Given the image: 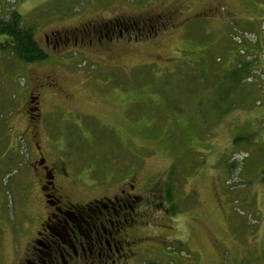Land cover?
<instances>
[{
  "label": "rangeland",
  "instance_id": "374dc122",
  "mask_svg": "<svg viewBox=\"0 0 264 264\" xmlns=\"http://www.w3.org/2000/svg\"><path fill=\"white\" fill-rule=\"evenodd\" d=\"M12 8L48 56L0 54V264H36L57 204L119 195L134 223L114 264H264V0H0ZM201 58L256 60L230 100L240 106L212 120L200 115L210 98L169 89Z\"/></svg>",
  "mask_w": 264,
  "mask_h": 264
},
{
  "label": "trees",
  "instance_id": "16d2710c",
  "mask_svg": "<svg viewBox=\"0 0 264 264\" xmlns=\"http://www.w3.org/2000/svg\"><path fill=\"white\" fill-rule=\"evenodd\" d=\"M22 20V15L15 8L9 10L7 14L0 13V54H9L16 60L23 63H35L44 60L47 58L48 52L40 46L35 36L34 27L24 24ZM119 22H121V24H118ZM141 22H143L141 19L129 18L123 19L122 21L116 20V23L120 25V27H123L124 25L126 29H141L142 27H135L138 24L139 26H142ZM150 22L151 20L149 19L147 24ZM119 34L122 36L123 31ZM141 38H143L142 35L138 37V34L136 33L135 39L140 40ZM254 61L256 60H241L235 66L223 70L222 68L220 69L215 66V59L213 60V63L209 64L208 60L206 61L201 58L200 60L195 61L196 67H192L191 69L186 70V72L182 71L181 74L180 72H176L173 75L175 80L172 82L170 88L167 80L172 79L171 76L164 77L159 80L158 83L160 82L161 87L164 86L165 88H169L173 91L177 90L178 93L191 92L195 94L196 97L210 98L211 105H209L208 108L203 109V112H200V115L203 114L204 117L209 115L212 120L213 118H219L223 114H226L229 110L235 108L236 106H240L239 104L230 102V100L236 98L240 93V82L247 75L250 68L249 66ZM203 62L209 64L207 68L203 67ZM223 100L229 101V103L221 104ZM245 138L247 137L237 136L233 139V142H237ZM0 150L2 151L3 149ZM4 153L7 154L8 152ZM13 158L14 157H8L7 160V158L3 157L1 159V164L3 160H7L8 163H15ZM262 181L264 182V166L262 168ZM174 189L175 185L171 182L167 183L165 186L164 196L166 201L170 204L169 209L172 213L175 211L172 195ZM116 198H119L120 200ZM116 198H107L105 201H100V199H98L85 206L78 204L65 206L63 208V206L57 204L56 211L52 213V217L50 215L48 216V218H51L52 220L49 222L46 221V224L53 225L61 223V225L66 228L68 227V224L65 223V221H68L71 229L70 224H72V219H80V217L83 216L86 217L87 222H92V218L95 220L97 217H101L100 211L102 212V210H104V206L110 207L108 217L110 218L109 221H111L116 218L115 212L112 209L117 208L118 204L120 205L122 203L125 204L124 211L126 213L131 211L132 213L133 208L127 205V201H122V196H117ZM113 200H115V203H113ZM53 202L59 203V201L55 198H53ZM108 225H111V223H108ZM42 230L46 231L44 225ZM57 231L59 232V230Z\"/></svg>",
  "mask_w": 264,
  "mask_h": 264
},
{
  "label": "flooded vegetation",
  "instance_id": "af4514ba",
  "mask_svg": "<svg viewBox=\"0 0 264 264\" xmlns=\"http://www.w3.org/2000/svg\"><path fill=\"white\" fill-rule=\"evenodd\" d=\"M122 31L120 30V33ZM43 167L42 173L45 180L42 187L56 190L53 172L48 170L46 165ZM122 192L123 195L124 190ZM45 197L47 199L51 198V200H46L51 203H54L53 198L58 201L61 200V194L55 193L53 190H51V193H45ZM113 203H115V200H113ZM124 206L125 204L122 203L118 204L117 208L112 209L116 218L111 221L108 217L110 213V207L108 206H104V210L100 211L101 217H97L95 220L92 218V222H87L86 217L83 216L80 219H72L71 229L68 221H65L68 224L66 228L61 223L46 224V221L52 220L47 216L42 224L45 226L46 231L41 230L39 232V238L32 254L33 262H36V264H70L71 262L78 264H114L115 261H120L126 253L124 246L129 245V242L126 239L120 240L118 235L123 232L127 220H129V224L134 223L132 213H126ZM108 223H111V225H108Z\"/></svg>",
  "mask_w": 264,
  "mask_h": 264
}]
</instances>
